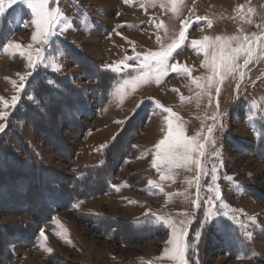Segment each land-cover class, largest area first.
<instances>
[{"label": "rangeland", "instance_id": "rangeland-1", "mask_svg": "<svg viewBox=\"0 0 264 264\" xmlns=\"http://www.w3.org/2000/svg\"><path fill=\"white\" fill-rule=\"evenodd\" d=\"M5 7L0 30L3 21L12 29L5 44L18 43L25 53L42 47L32 40L35 26L26 5ZM50 7H59L66 20L57 26L51 46L42 53L44 63L37 67L66 76L84 89L85 106L79 119L73 120L68 114L73 112L63 111L64 122L51 124L63 147H52L28 121L20 124L24 144L64 176L57 178L58 184L78 176L84 167L103 165L110 152L119 163L106 176L108 191L70 207L54 208L51 226L39 229L35 245H9L8 264H27L28 260L30 264H173L164 256V250L171 247L167 243L171 229L156 217L176 223L191 221L187 239L193 247L188 256L194 264H264V39L247 67H243L245 57L241 55L237 61L240 67L223 72V79L205 66V60L210 59L206 53L212 51L209 44L238 37L240 40L231 41L235 47L244 36H264V0H230L218 8L212 0H53ZM184 21L188 22L186 30ZM182 30L187 38L175 49L170 63L187 67L190 75L159 74L155 68H130L121 73L109 70V65L125 57L166 48ZM205 36L209 41H204ZM216 37L224 39L218 42ZM193 40L205 47H193ZM97 66L114 76L112 82L109 74L104 76L102 90H97ZM35 69L28 66L26 55H14L12 48L6 51L2 47L0 112L10 115L12 98L19 101L24 89L20 86ZM146 71L151 72L146 82L118 92L123 80ZM7 118L0 119V124L6 126ZM168 119L189 139L202 134L199 142L205 143V154L199 159L203 173L195 163L159 165V171L153 167L155 145L167 135ZM213 125L212 136L205 142L207 129ZM101 131L108 132L104 151L99 149ZM10 142L24 158L22 145L14 137ZM3 167L0 164V169ZM213 167L215 172H211ZM26 172V165H11L12 177ZM12 177L6 175L5 183L13 195L22 197L21 180L14 185ZM89 186L98 187L99 180L90 179ZM209 186L219 188L222 201L215 200L216 192H210ZM57 188L59 199L68 198L71 188L66 184ZM197 193L200 209L193 203ZM0 195L3 201L16 202L13 196ZM208 198L215 200L219 215L202 224ZM31 201V206H38L36 199ZM4 210L0 211L2 224L32 220L29 214ZM198 229L201 236L196 241ZM41 230L46 240L40 236Z\"/></svg>", "mask_w": 264, "mask_h": 264}, {"label": "trees", "instance_id": "trees-1", "mask_svg": "<svg viewBox=\"0 0 264 264\" xmlns=\"http://www.w3.org/2000/svg\"><path fill=\"white\" fill-rule=\"evenodd\" d=\"M11 33L12 29L3 21L0 30V51ZM82 58L89 62L84 56ZM107 72L97 66L95 75V79L99 81L97 90L104 89V76L109 74V80L112 82L114 76ZM84 93V89L74 84L68 77L44 67H37L28 78L19 101L8 116L4 131L0 132V164L5 167L0 169V194L11 198L13 196L16 200L13 204L11 201L6 202L5 198L4 201L0 199V207H3L0 211L5 209L4 211L9 213H26L32 217L31 221L0 223V264H8L9 245L33 246L37 243L39 229L51 226L50 220L54 208L64 206V204L70 207L76 201L97 196L109 190L106 176L114 171L119 163L116 157H113V152L107 154V160L103 165L84 167L80 169L78 176H72L64 180V183L58 184L57 180L63 179L64 176L61 177L57 171L46 166L29 145L24 144L25 140L20 130L22 121H28L33 128L41 130L43 137L52 147L56 145L63 147L62 139L51 129V124L61 125L64 122L63 111L77 112L75 115L67 113L71 114L70 118L73 120L79 119L85 106ZM30 96H33L32 99H29ZM10 137H14L22 145L24 158H20L13 149ZM13 163L26 165L28 172L18 176L13 174L14 177H12L11 165ZM6 175H11L13 184H18L21 180L22 185L19 190L23 192L22 197L13 195L9 191L10 187L5 183ZM93 178L99 180L98 187L89 186V180ZM61 184H66L71 188L68 198L63 201L58 198L61 193L57 186ZM33 198L37 200L38 206L36 207L31 206ZM9 199L7 198V201Z\"/></svg>", "mask_w": 264, "mask_h": 264}, {"label": "snow or ice", "instance_id": "snow-or-ice-1", "mask_svg": "<svg viewBox=\"0 0 264 264\" xmlns=\"http://www.w3.org/2000/svg\"><path fill=\"white\" fill-rule=\"evenodd\" d=\"M125 3H129L130 0H124ZM17 3H23L26 5V8L30 10V15L32 17L31 23L35 26V33L32 36V40L38 44H41L42 47L36 48L34 51H28L27 53L21 50V45L18 43H12L8 41L5 45H3L4 49L12 48L13 54L26 55L28 66L32 69H35L40 64L44 63L45 57L42 55L44 51L52 44V37L57 35V26L60 25L61 20L65 19L64 14L62 13L59 7H50V4L53 3V0H0V17H3L6 12V5L8 8H11L13 5ZM241 10H243V6H240ZM249 11H252L249 9ZM197 20L202 19L201 17H197ZM206 19V18H203ZM185 30L188 27V22L184 21ZM159 26V25H158ZM211 26V25H209ZM63 31V29H62ZM185 31H181L179 33V37L177 40L168 45L166 48H162L160 51L148 52L141 56V54L137 53L135 57H125L123 60H120L115 63V65H109L108 68L110 71L115 73H121L128 69L133 70H142V69H152L155 68V71L159 74H164L168 71L180 73H188L190 75L189 69L177 63H170L173 59V52L176 48L180 47L186 39ZM209 37L205 36L204 41H209ZM224 38L216 37V41H221ZM240 40L238 37H229L227 42L225 43H217L215 45L209 44L208 47L212 49L211 52L206 53V56H209L210 59L205 60V66L210 67L214 75L220 76L223 79V72L235 71L239 64L237 61L240 56L243 55L245 57L243 67H247V65L251 62L252 57L256 54L257 49L260 46V41L264 39V36H254L253 38H249L248 36H244L242 41L237 44V46H231L232 40ZM193 47H205L204 43L199 40L191 41ZM31 49V45L28 46ZM132 60L134 63L129 64L127 61ZM19 75V74H18ZM151 75V72H142L141 75L138 76H130L129 79L123 80V83L120 85L118 92H123L125 87L131 86L133 89L139 86L140 83L146 82L147 77ZM243 77V73H241V78ZM21 81L25 79L24 76H20ZM212 77H209V85H211ZM23 88V84L20 86ZM218 91V89H217ZM151 99V98H150ZM0 100H3L0 97ZM17 102V97H13L11 100L12 107L14 108ZM153 102L163 108L162 105H159L158 101L153 100ZM143 103V101L141 102ZM4 106H8V101L4 100ZM163 111L170 113L171 115H175L172 113L171 109L163 108ZM9 115L8 112H0V119H6ZM213 120L216 117L212 118ZM168 131L167 135L159 141L155 145L156 153L155 159L153 161V167L157 168L159 171V165H176L177 163H195L198 168H200V172L203 173V167L200 164V157H203L205 152V143L199 142V137L202 135L201 133H197L196 137L191 139L187 138L184 133L178 128L172 127V121L170 119L167 120ZM222 126V125H221ZM5 125L0 124V132L4 131ZM215 125L210 126L207 129V137H205V142L211 138ZM214 143V141H213ZM195 154V157L194 155ZM216 156L219 157V153H216ZM216 168L213 167L211 172H215ZM167 177L161 176V179H166ZM213 180L216 179L215 176L212 177ZM199 177H197V189H199ZM149 185H153L152 181H149ZM208 190L215 191L216 197L215 200L222 201V194L219 191V188H212L209 186ZM215 200L208 198L206 199V203L208 205V209L205 211L202 221V224H207L211 222L214 216H218L219 213L215 211L216 204ZM197 209L201 208L200 197L197 193V199L193 202ZM228 207L227 205H224ZM227 215V213H224ZM156 219L169 227L171 229V236L168 239L167 243L171 245L170 248L164 250V256L170 259L173 264H194L191 261V258L188 256L189 250L193 247L192 243H190L187 239L189 227L191 221L185 223L184 221H180L179 223L174 222L171 219L160 220L159 217ZM251 219V218H250ZM57 223H59L57 221ZM40 236L45 240L47 237L43 230L40 232ZM201 236V230L198 229L194 233V239L196 241L199 240ZM51 251L50 248L47 249ZM244 258V257H241ZM150 264V262H149Z\"/></svg>", "mask_w": 264, "mask_h": 264}, {"label": "crops", "instance_id": "crops-1", "mask_svg": "<svg viewBox=\"0 0 264 264\" xmlns=\"http://www.w3.org/2000/svg\"><path fill=\"white\" fill-rule=\"evenodd\" d=\"M34 72V70H32L30 73H29V77L32 75V73ZM25 80V79H24ZM23 80V81H24ZM25 82V84H26V82H27V80L26 81H24ZM25 85H24V83H23V87H24ZM20 89H21V87H20ZM18 95V94H17ZM107 134H108V132L107 131H101L100 133H99V137H101L100 139H101V141L99 142V149L100 150H102V151H104V149H105V147L107 146V143H108V141H107ZM103 139V140H102ZM97 144L95 141L93 142V144ZM94 144V145H95ZM93 148V147H92ZM159 263V262H158ZM27 264H30V262H29V260L27 261ZM161 264V263H160Z\"/></svg>", "mask_w": 264, "mask_h": 264}, {"label": "bare ground", "instance_id": "bare-ground-1", "mask_svg": "<svg viewBox=\"0 0 264 264\" xmlns=\"http://www.w3.org/2000/svg\"><path fill=\"white\" fill-rule=\"evenodd\" d=\"M212 1L214 2V4L216 5L217 8L222 6V5L230 3V0H212Z\"/></svg>", "mask_w": 264, "mask_h": 264}]
</instances>
